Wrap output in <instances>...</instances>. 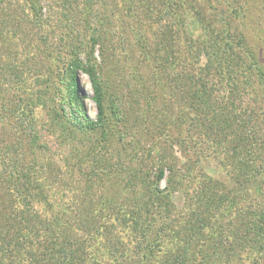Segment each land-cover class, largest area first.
<instances>
[{"label": "rangeland", "instance_id": "1", "mask_svg": "<svg viewBox=\"0 0 264 264\" xmlns=\"http://www.w3.org/2000/svg\"><path fill=\"white\" fill-rule=\"evenodd\" d=\"M6 1L11 2L10 12L19 14L22 11L16 5V2L22 5L21 0ZM34 1L37 11L35 23L29 26L24 20L20 21L23 33L16 36L21 51L25 52L18 55L21 58L18 60H24L26 69L24 77L27 80L22 92L19 91L23 103L21 109H18L20 101L18 93L14 92L16 84H13L9 93L3 92L7 103L0 107V114L4 116L0 121V153L7 157L16 155L20 172L28 173V167L39 166L36 170L46 190V200L37 197L26 203L19 200L22 205L19 204V215L31 219L34 213L38 214V218L31 219L33 229L37 231L35 243L45 244L49 239L56 241L55 231L60 232L58 243L65 241L67 233L79 238L87 236L85 227L87 222L88 225L92 222L93 217L97 220V209L101 206L98 201L99 192L104 189L108 190V199L116 200L126 207L127 215L133 209L135 215L136 211L141 212L145 202L163 204L165 198L153 200L148 194L152 192L151 184L158 167L166 162L176 170L178 178L187 184L191 199L195 200L194 193L199 192V180L194 176L195 171L207 174L212 182L219 181L226 193L223 199L214 203L215 211L224 216L222 226L226 235L225 246L222 248V240H213L214 247L217 248H208L211 253L210 264H239L240 259L247 254L250 258L244 264H253L255 260L264 264V247L260 240H248L247 246L253 249L252 253H248L245 248L240 250L241 240L234 237L241 212L250 215L253 223L264 213V186L262 192L256 194L252 187L245 184L255 194L251 209L245 207V201L236 198V193L243 190L240 176L242 158L236 152L238 149L234 150L229 146L230 139L219 136L213 128H206L205 131L204 125L196 122L199 115L195 102L189 97V93L178 88L181 82L178 71L186 67L188 58L180 60L181 56L179 57L176 48V45L182 43L184 53L195 59L199 57L203 62L205 52L200 50L202 41L199 37H211V25L214 29L223 28L220 15L228 26L245 34L247 43H254L258 35L260 40L257 43L264 47L263 4H256L253 0ZM26 12L33 13L29 9ZM88 26L96 30V36ZM251 30L255 31L256 37L252 38ZM60 33L64 39L67 35V42L72 41L78 46L82 62L87 64L88 56L91 62L98 67L100 65L102 69L98 75L104 88L105 132L100 128L97 131H87V119H97L94 89L88 67L82 63V66L79 64V68L74 69L67 62V42L63 48L65 54L60 60H44L40 56L43 50L40 43L48 40L50 44L58 45ZM166 37L171 48L160 49ZM234 38H237L236 35ZM57 55L54 53L55 58ZM14 62L17 60L14 59ZM198 68L202 71L204 80L212 83L213 72L204 70L202 66ZM3 82L4 80L1 81ZM208 87L210 88V84ZM213 87L214 92L218 93L217 86ZM257 94L255 99H261V105L264 106V94L260 91ZM251 97L253 96L245 98L247 103L239 102V106L251 112L252 120L258 122V128L262 129V134L258 135V160L264 165V112L258 116L254 106L256 104ZM181 114L185 116V121L172 123V119ZM69 119H75V125L85 131L69 126ZM165 120L171 125L170 136L167 142L159 145L156 143L164 141L158 135ZM197 127L201 130L200 138L194 130ZM27 128L31 130L33 154V149L26 143L29 138H24L23 129ZM180 139L183 142H179ZM203 139L202 146L195 143ZM201 148L205 149L200 151ZM216 153L224 159L223 167L217 163ZM196 165H199V171ZM163 172L161 188L166 185V178L169 176L168 168H164ZM87 174L92 178L94 193L99 194L93 200L89 198L88 202L83 193ZM187 176L191 178L190 183L185 180L188 179ZM186 186L183 189H187ZM180 187L169 192L167 198L173 203L170 217L182 215V220L176 227L179 228L180 225L181 232L179 229L176 231L182 234L184 217L189 209L184 210L180 205L185 201ZM13 195L5 182L0 185V203H6V199L11 201ZM46 201L52 204L51 208L46 206ZM191 205L195 206L193 201ZM79 206L84 209L88 206L82 211L89 215V220H85L75 230L74 225H69V218L65 217L66 213L69 215L68 212L65 213V208L72 209L77 215ZM26 207H30V210ZM54 214L60 221L58 230L44 228L43 221L53 218ZM128 216L134 217L133 214ZM4 221L5 217L0 215V226ZM68 226L72 228L68 229ZM111 235L116 236V232ZM118 239L126 242V239ZM181 242V238H165L161 248L155 251L154 258L159 263L168 259L167 263L170 264L175 248ZM35 249L41 251L36 244ZM89 253L92 255L93 248Z\"/></svg>", "mask_w": 264, "mask_h": 264}, {"label": "trees", "instance_id": "2", "mask_svg": "<svg viewBox=\"0 0 264 264\" xmlns=\"http://www.w3.org/2000/svg\"><path fill=\"white\" fill-rule=\"evenodd\" d=\"M21 1L22 5L16 2V5L20 6L18 8L22 10L17 14V12L14 13L9 10L11 2L0 0V107L5 106L7 103L3 92L9 93L13 84L17 86L14 92L18 93L17 98L21 102L18 103L17 108L21 109L23 103V98L19 97V91L22 92L24 83L27 80L24 77L26 69L23 65L24 60H18L21 59L18 55L25 52L21 51L16 36L23 33L20 21L24 20L27 25H33L37 11L35 9L36 1ZM253 1L256 4H263L262 8L264 9V0ZM27 9L33 13L28 14ZM220 16L223 28L214 29V26L211 25V37L206 35L199 37L202 41L199 46L200 50L205 52L203 62L199 57L195 59L194 56L184 53L185 47L182 43L176 45L178 55L181 56L180 60H182L181 58H188L185 62L186 67L178 71L181 77L178 88L189 93V97L195 102L196 111L199 115L196 122L200 125L203 124L204 130L213 128L219 136L222 137L223 135L230 139L229 146L231 149H238L236 152L242 158L240 176L243 190L236 193V198L245 201V207L251 209L250 206L253 204V195L255 194H252L251 189L249 190L245 184L252 187L256 194L262 192L264 186V165L258 160L260 153L258 135L259 133L262 134V129L258 128V122L252 120L251 112H247L243 107L241 108L239 102L242 104L247 103L248 101L245 98L251 95L253 96L251 97L252 101L256 104L254 106H256L255 110L258 116L264 112L261 99H255L258 91L264 94V47L257 43L260 40L258 35L254 43H247L245 34L234 27L228 26L223 16ZM87 28L91 29L89 26ZM249 28L251 27L249 26ZM90 31L96 32L94 29ZM251 33L252 38L256 37L255 31L251 30ZM235 35L237 38H234ZM62 36L63 34L60 33V43L58 45L50 44L48 40L40 43L43 47L41 58L44 60L51 58L53 61L62 58V55L65 54L63 48L65 42H67V35H65V39ZM93 40L96 39L93 38ZM161 44L160 49L166 48L169 50L171 48L167 37ZM66 46L68 47L67 62L70 65L72 64L74 69L85 64L88 67L87 71L90 74L94 89L93 98L97 108V119L96 121L87 119V131H97L100 128L102 132H105L107 125L104 108V88L102 86L103 81L98 75V72L102 69L100 65L98 67L91 62V58L89 59L88 56L86 57L88 63L82 62L78 46L72 41L67 42ZM54 53L58 54L57 58L54 57ZM25 57L27 58V56ZM14 59L17 62H14ZM198 65H201L204 70L213 72L214 80H212V83L204 80L202 71L198 68L201 66ZM72 73L75 74L74 71ZM2 80H4L3 83H1ZM44 80L47 81V79ZM104 80L106 82L105 77ZM209 84L210 88L208 87ZM213 85L217 86L218 93L214 92ZM44 89L46 90L45 93L48 94L47 88L44 87ZM74 91L76 90L74 89ZM184 117L182 114L178 115L172 119V123H176L178 120L183 122L185 121ZM3 118L4 116L0 114V121ZM68 123L69 126L85 131L75 125V119L73 121L69 119ZM168 123L165 120L163 127L159 130V139H164V141L156 144L161 145L168 141L170 136L169 126H171ZM194 130L200 138L201 130L198 127ZM23 133L24 138H29L28 141L25 140L27 145H30V148L33 149L31 130L29 128L23 129ZM180 137L182 138V134H180ZM179 142L183 141L180 139ZM104 143L105 141L101 145ZM195 143L202 146L204 139L197 140ZM17 147H19L18 143ZM14 149L17 150V148ZM204 149L201 148L200 151ZM206 150L209 149L206 148ZM11 152H13V149ZM31 152L33 154L34 149ZM216 161L219 166H224V159L217 156V153ZM196 167L199 171V165H196ZM37 168L39 166L34 165L28 167V173L20 172L16 155L7 157L6 154L1 155L0 153V185L5 182L6 186H9L13 191L15 198L11 200L13 205L9 199H6V203H0V215L6 219L0 226L2 228L0 229V264H25L26 262L29 264H168V259H165L163 263H159L154 258L155 251L161 248L165 238L173 239L176 237L177 239L181 238L182 242L179 247L175 248L173 261L170 264H210L211 253L208 248H217L214 247L213 240L216 239L219 242L222 240V248L225 246L226 235L222 226L224 216L215 211L214 204L223 199L226 194L223 192L221 183L219 181L212 182V178L207 174L195 171L194 176L199 180V192L194 193L195 200L191 199L192 196L189 194L187 184L178 178L176 170L166 162L158 167L155 180L151 184L152 192L148 194L153 200L165 198L163 204L159 205L154 201L145 202L141 212L138 210L135 215V210H130L128 215L133 214L134 217H129L126 207L122 203L107 198V189L99 192L100 197H98L99 194L94 193L91 183L92 178L87 174L84 179L85 186L83 190L84 195L87 197L85 198L88 202L89 198L93 200L98 197V201L102 206L97 209V220L93 217L89 225L87 222L85 227L87 236L79 238L67 233L65 241L58 243L57 238L60 237V232L55 231V242L49 239L45 244H37L35 243L37 231L33 229L34 225L31 219L38 218V214L34 213L31 219L19 215V204L21 205L19 200H22L23 203L36 197L46 200V190L43 188L44 185L41 183ZM164 168H168L169 176L166 178V185L161 188L160 182ZM187 177L188 179L185 178V180L190 183L191 178ZM184 185L187 189H183ZM177 186H181V193L185 198V201L180 204L181 207H184V210L185 208L189 209L184 217L185 224L182 234L176 231V229H179L181 232L180 225L179 228L176 227L181 222L182 215L170 217L173 203L167 198V194L172 193ZM53 192L58 193L57 191ZM191 201L194 202L195 206L191 205ZM51 205L46 201L48 208H51ZM86 208L79 206L77 215L72 212V209L65 208V213H69V215L66 213L65 217L69 218V225L75 226L73 229L77 230L85 220H89V215L82 211ZM26 209L30 210V207H26ZM70 213L73 215H70ZM260 216L253 223V218L250 215L240 213L238 224L234 229L236 235H233L241 240L240 250L245 248L248 253H252L253 249L247 246L249 239L252 242H254L253 240H256V242L260 240V244L264 247V213ZM43 222H45L43 223L44 228L48 230H51V228L58 230L57 227L60 225L56 214L53 215V218L49 217ZM71 226H68V229H71ZM81 230L83 229L81 228ZM115 232L116 236L111 235ZM119 237L126 239V242H121L118 239ZM35 244L36 247L41 248V251L35 249ZM228 246L231 245L228 244ZM92 248L93 253L90 255L89 250ZM248 258L250 257L247 254L238 263L244 264ZM253 264H259V260H255Z\"/></svg>", "mask_w": 264, "mask_h": 264}]
</instances>
